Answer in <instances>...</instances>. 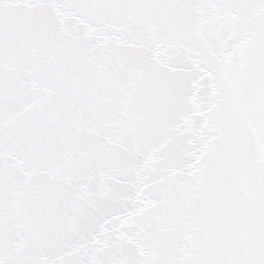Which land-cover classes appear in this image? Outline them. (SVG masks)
<instances>
[{
	"label": "snow or ice",
	"instance_id": "1",
	"mask_svg": "<svg viewBox=\"0 0 264 264\" xmlns=\"http://www.w3.org/2000/svg\"><path fill=\"white\" fill-rule=\"evenodd\" d=\"M0 264H264V0H0Z\"/></svg>",
	"mask_w": 264,
	"mask_h": 264
}]
</instances>
